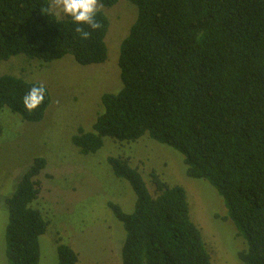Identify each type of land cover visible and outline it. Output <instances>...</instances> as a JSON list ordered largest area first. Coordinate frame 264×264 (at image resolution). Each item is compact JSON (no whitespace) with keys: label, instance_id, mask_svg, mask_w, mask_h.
<instances>
[{"label":"trees","instance_id":"16d2710c","mask_svg":"<svg viewBox=\"0 0 264 264\" xmlns=\"http://www.w3.org/2000/svg\"><path fill=\"white\" fill-rule=\"evenodd\" d=\"M126 1L137 14L119 46L120 88L102 93L91 130L79 127L72 143L86 155L105 137L134 142L146 135L178 151L187 176L207 181L222 198L245 243L238 251L242 263L264 264V0ZM117 2L101 0L103 7ZM97 19L102 27L82 40L50 0H0V61L23 55L43 63L71 57L82 66L101 64L109 20L102 11ZM39 84L0 75V110L41 121L51 102L45 85L36 110L28 113L22 103ZM107 163L135 194L132 212L109 202L125 230L121 264H211L182 186L169 185L154 170L146 181L120 156ZM45 166L44 157H35L6 198L8 264L39 263V238L49 220L31 204ZM56 253L58 264L78 261L59 240Z\"/></svg>","mask_w":264,"mask_h":264},{"label":"rangeland","instance_id":"374dc122","mask_svg":"<svg viewBox=\"0 0 264 264\" xmlns=\"http://www.w3.org/2000/svg\"><path fill=\"white\" fill-rule=\"evenodd\" d=\"M51 8L59 17L64 15ZM100 11L109 20L105 62L82 66L65 57L43 63L26 60L23 55L0 61V75L37 81L48 88L51 97L43 119L36 123L23 121L6 107L0 110V264H8L6 198L37 156L45 158L46 166L37 177L40 193L31 206L38 207L49 220L39 238L38 264H58V240L77 252L76 264H121L125 230L109 202L132 212L135 194L127 181L113 174L109 156L126 158L146 181L154 170L169 185L182 186L190 219L201 232L211 264H243L238 251L245 243L227 216L222 198L207 181L187 176L181 153L146 135L134 142L105 137L101 148L86 155L72 143L79 127L91 130L101 109L102 93L120 88L119 46L137 14L136 7L126 0L102 6Z\"/></svg>","mask_w":264,"mask_h":264},{"label":"clouds","instance_id":"9594fccd","mask_svg":"<svg viewBox=\"0 0 264 264\" xmlns=\"http://www.w3.org/2000/svg\"><path fill=\"white\" fill-rule=\"evenodd\" d=\"M52 7L70 17L75 33L82 40H87L92 32L100 29L102 24L97 13L102 8L101 0H51ZM46 89L43 84L32 86L22 97V103L28 113L36 110L45 100Z\"/></svg>","mask_w":264,"mask_h":264}]
</instances>
